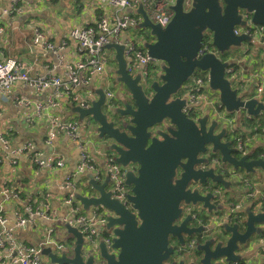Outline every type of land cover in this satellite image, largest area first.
<instances>
[{"label": "water", "instance_id": "water-1", "mask_svg": "<svg viewBox=\"0 0 264 264\" xmlns=\"http://www.w3.org/2000/svg\"><path fill=\"white\" fill-rule=\"evenodd\" d=\"M184 0H175L169 8L173 15L165 27L154 24L139 6L142 48L160 64V73L149 82L139 75L126 72L123 46L111 43L115 52V83L119 95L115 104L105 105V92L99 90L89 107H74L82 122L89 118L86 133L91 148L112 153L118 165L126 169L125 184L131 187L126 196L132 210L111 198L106 190L107 179L99 185L88 176L91 197L76 196L83 210L104 207L106 230L110 231L112 249L108 253L100 243L98 255L81 256L83 237L76 228L62 225L73 238L72 257L65 252L42 250V256L56 264H234L241 260L240 247L261 232L264 212L244 210V228L240 223H222L224 207L217 210L216 188L226 182L220 165L210 164L205 156L210 151L220 162L231 167V177L237 170L251 173L259 170L264 176V159L250 158L234 148L224 129H216V122H208V115L192 120L182 113L185 99L179 96L183 84L197 70L207 74L208 86L217 92L218 101L227 115L238 113L253 117L264 114V105L233 87L225 77V69L236 61H224L209 53L198 55L204 32L212 35L217 52L242 44H252L250 37L236 35L234 27L244 26V16L254 25L264 26V0H191L186 10ZM147 36L152 40H148ZM40 50L37 47L31 49ZM242 51V49L240 50ZM254 56L259 55L255 48ZM146 83L148 85L142 84ZM248 95H250L248 97ZM199 211V212H198ZM199 237L193 249L195 258L181 256L176 246H184L187 239Z\"/></svg>", "mask_w": 264, "mask_h": 264}, {"label": "crops", "instance_id": "crops-1", "mask_svg": "<svg viewBox=\"0 0 264 264\" xmlns=\"http://www.w3.org/2000/svg\"><path fill=\"white\" fill-rule=\"evenodd\" d=\"M9 7L10 0H0V62L11 57L17 59L32 74L47 75L51 73L61 77H63V64H71L78 59L75 44L67 39L68 31L73 27H89L99 17L111 18L113 14L112 8L106 3H102L101 0H21L18 4L21 14L6 16L3 14V10L9 9ZM127 12L141 20L136 11ZM35 29L42 31L45 39L53 46V50H41L32 44ZM139 31V24L129 27L121 34L120 39L122 41L132 39L141 46L140 38L137 39ZM32 46L37 47L40 52L37 49H31ZM244 48L249 51L259 48V53L262 51L257 43L246 44ZM241 54L242 51L237 54V57L224 55L221 58L231 62L236 61L231 65L242 76L245 92L250 94L254 90V83L257 80L255 76L259 79L260 74H254L253 64L250 61L241 60ZM104 56L107 59L105 73L100 76H87L89 86L76 91L80 99H95L96 92L110 89L108 84H111L113 78L115 83V52L105 48ZM236 87L239 89L238 83ZM23 100L28 101L29 105L21 104ZM48 100H53L57 106L49 107L40 116L41 112H37L34 106L38 103L46 105ZM74 107H79L77 102L70 101L63 95L55 98L51 88L37 91L22 82H16L6 95H0V137L6 147L13 149L31 144L32 154H36L40 160L54 159L61 160L63 163L60 168L38 167L32 163L31 153L18 155L12 160L14 161L12 163V161L4 160L6 150L0 142V215L5 218V226L12 230L14 238L19 243L42 247L43 242L47 239L53 241V234L57 227L64 225L63 218L67 217L69 213L64 203L68 194V189L64 187L67 177H72L75 183L74 197L75 195L92 196L84 192L87 188L91 189L88 186L87 174L75 175L79 154L76 144L62 134H57L51 143L46 142L48 117L57 115L64 120H71L77 124L82 123L78 115L72 112ZM28 117L31 119L30 123L27 121ZM245 126L247 123L243 120L239 121L236 117V123L232 129L238 134H245ZM81 136H84L82 130ZM261 145L258 144V146ZM88 151L91 157L96 160V153L92 151L91 147H88ZM256 154V151L253 152L250 158L256 159L257 157H253ZM97 159L96 163L100 166L101 159ZM4 188L9 191L7 199L2 193ZM14 193L16 194L15 198ZM230 194L231 197L228 199L231 202H237L243 197L244 189L240 187L239 191L231 190ZM247 208L245 205L242 211ZM29 210H36L41 215H34L31 217L30 223L18 226V217H27ZM224 212L223 215H227L228 209L226 208ZM240 214L242 213L239 212ZM43 216L49 217V219ZM245 216H243L244 219ZM230 225L233 224L230 223ZM49 230L51 233L53 232L50 233L51 235L48 234ZM255 239L247 246V250L240 254L242 256L240 261L247 259L243 264L246 262L247 264H264V253L262 252L264 229ZM62 252L61 250L57 254ZM72 255L67 256L72 257ZM249 259L252 261L249 262ZM0 264H11L6 257L5 249L1 248Z\"/></svg>", "mask_w": 264, "mask_h": 264}, {"label": "built area", "instance_id": "built-area-1", "mask_svg": "<svg viewBox=\"0 0 264 264\" xmlns=\"http://www.w3.org/2000/svg\"><path fill=\"white\" fill-rule=\"evenodd\" d=\"M20 1L21 0H10V7L9 9L3 10V14L6 16L21 14L18 7ZM101 2L106 3L112 8L113 14L111 18L99 17L93 25L89 27H73L68 31L67 39L75 44L78 59L71 64H63V77L51 73L47 75L32 74L30 70L25 69L26 67L17 59L8 57L0 62V95H6L16 82H22L37 91L51 88L54 91L55 98L65 95L70 101L77 102L80 108L86 109L89 107L90 100L80 99L76 91L82 87L89 86V79L87 76H100L105 73L107 59L104 56V51L107 45L111 43L123 46V56L126 60V72L131 75L139 73L143 80H147L149 77L148 65L152 63L153 60L145 52H142L139 49L141 47L132 39H125L123 41L120 39L123 32L128 30L129 27L137 26L140 21L139 18L136 19L128 14L127 11H136L137 8L141 6L154 24L156 23L161 27H165L172 18L173 13L169 7L174 5L175 0H101ZM183 6L188 10L191 6V0H184ZM244 18L246 22L249 23L244 26L234 27V33L236 35L243 34L250 37L253 43H257L262 51H264V26L254 25L250 22L249 17L244 16ZM32 44L38 46L41 50H53V46L48 43L42 31L39 29L34 30ZM262 51L259 53L260 56L263 54ZM209 53L217 55V51L212 45L211 35H206L204 36L198 55L202 56ZM248 55L249 50L244 48L242 50L241 60L245 61ZM224 61L228 62L229 60ZM225 77L229 81L232 80L237 82L241 92H245V87L242 83L243 78L232 65H229L225 69ZM255 78L257 80L254 83V90H252L253 94L251 97L258 103L264 105V71L260 74L259 79L256 76ZM206 86L209 89L207 76L205 79V77L193 73L182 88L181 98L185 99L182 113L186 117L195 120L203 116L202 114L204 111L209 110V102L204 95V88ZM104 92L107 100H110L112 94L109 91L104 90ZM21 104L28 106L29 102L23 100ZM215 104L218 109L222 108L218 100ZM56 106V102L48 100L46 105L38 103L34 107L37 112H41L40 116H42L49 107L54 108ZM192 115L197 116L192 118ZM258 116L259 115L253 117L246 114L240 117L237 113L238 120H243L247 123V126L244 127L245 134L242 136L237 135L234 146L242 155H252L253 152L256 151V157L264 159V146H250L255 134L264 136V114L258 120H254ZM27 121H29V123L31 122L30 117L27 118ZM47 121V143H51L57 134H62L76 144L79 154L78 162L75 167V175L87 174V178L89 174L93 175V180L97 183H101L107 179V186L111 193V197L125 204L127 200V187L125 185L126 170L118 165L112 156L100 152H98L97 158L101 159V165L98 166L96 163L98 159L96 158L95 160V158H92L88 151V147L82 143L80 127L77 123L64 120L57 115L48 117ZM228 122V124H230V120ZM233 125L234 124H231V128ZM0 142L4 145L6 150V152H4V160L12 161L15 157L23 153L32 154L33 147L31 144L9 149L6 147L1 137ZM31 161L38 167L60 168L63 166L61 160L47 159L43 161L40 160L36 154L31 155ZM12 163H14V161H12ZM212 163H216V161H212ZM210 164L211 163H208V166ZM240 182L241 187L244 189V195L238 202H230L227 204L228 214L222 216V223L229 224L233 221H235V223H237V221L240 223L241 216L239 212H242L245 205L254 213L264 212V188H259L248 179H241ZM64 187L68 189V194L64 203L69 213L67 217L63 218L62 223L76 228L83 237V243L87 242L97 250L99 244L103 243L108 253H114L112 249L113 236L111 233L106 232L107 216L100 212V207H92L87 212L83 211L81 204L74 197L75 183L72 177L69 176L65 179ZM8 192L6 188L2 190L5 199L8 197ZM219 193V191H216L215 194L218 195ZM13 196L15 198L16 194L14 193ZM28 213L29 215L27 217H18V226H24L30 223L31 217L34 215H41V213L36 210H29ZM43 217L49 219V217ZM5 222V218L0 215V248L5 249L6 257L11 264H56L49 262L47 258L41 254V251L50 245L57 250L65 252L62 245H57L50 239L44 241L42 247L19 243L14 238L12 230L5 226ZM103 230L106 232L105 235L102 234ZM50 233L51 230L48 231V234L51 235L53 233ZM193 245H196V240H191L188 243L186 246L187 251L190 250L189 248L192 249ZM178 252H181V248H178ZM262 252L264 253V245ZM83 254L84 252L81 246V256H84ZM84 257L87 258V256Z\"/></svg>", "mask_w": 264, "mask_h": 264}, {"label": "rangeland", "instance_id": "rangeland-1", "mask_svg": "<svg viewBox=\"0 0 264 264\" xmlns=\"http://www.w3.org/2000/svg\"><path fill=\"white\" fill-rule=\"evenodd\" d=\"M145 31H147L146 29H143ZM145 31H139L137 33V39L140 38L142 36H146V32ZM205 36L206 34L207 35H210L208 32H204ZM147 39L148 40H152L151 37L147 36ZM247 43H244L242 44V46L240 48L238 47H231L229 50L227 51H224V52H217V56L219 58H221L222 56L224 55H228L230 57H234V56H238L237 54H239L240 50L243 49V47H245ZM141 47V46H140ZM142 52H145V50H143V48H139ZM254 51L253 50H250L249 51V55L246 59V62L247 61H250V63L253 64V67H252V70L254 72V74H261L263 71H264V59H262L264 57V53L262 54V56L258 55V56H254ZM222 59V58H221ZM224 60V59H223ZM161 67L159 64H157L156 62H152L148 65V76L151 78V77H155L159 71H160ZM195 75H200V76H203L205 77L206 79V76L207 74L206 73H203L201 71H195L194 72ZM111 84H108V87L111 89V91L113 92L114 96L116 95V89L114 87V78L113 80H111ZM230 83L233 87H236L237 86V83L230 80ZM186 84V82L183 84L182 88L184 87V85ZM204 95L205 97H207L208 99V102H209V110H206L204 111V113L202 115H209L210 117L208 118V122L211 123V122H216L217 125H216V129H224L226 131V134L228 138H230L231 140L234 139H237V133L231 128V124H234L233 123V120H232V115H227L225 110L224 109H218L217 105L215 104V102H217L218 100V97H217V92L215 91H212L210 88L208 89V87L206 86L204 88ZM250 95H248L249 97ZM214 115V116H212ZM195 116L197 115H192L191 117L194 118ZM263 116L262 113L259 114V116L254 119V120H258L259 118H261ZM89 118H86L84 121H82V123L78 124L79 127H80V134H81V130H82V133L84 134V136L82 137V143L86 146V147H91L90 143H89V140H90V136L87 135L86 131L88 129V131L90 130L89 127H88V121ZM230 120V127L228 126V121ZM71 121V120H70ZM72 123H75L74 121H71ZM234 135H236V138L234 137ZM239 136H242V134H238ZM262 144L261 146H264V136L260 135V134H255L254 135V139L251 141L250 143V146L251 147H255L256 145L258 146V144ZM100 149H95L92 147V151L94 153H96L97 151H99ZM107 154H110L113 156L112 153H107ZM214 154H212L213 156ZM215 157H217V155H215ZM210 158V156L208 157ZM221 167H227L225 164L221 163L220 164ZM229 171H231V167H229ZM90 176V175H89ZM92 176V175H91ZM226 182L228 183V181L230 182L231 186L229 188V190L227 191L226 193V196L224 194H221L223 197L219 196L220 194L217 195V200L215 201L216 204H217V210L220 211L222 209L221 206L224 207V210L227 208V202H226V198H229L231 197V194H230V191L233 190V191H239L240 187H241V179H248L250 180L251 182H253L256 186H258L259 188H264V176L262 174V172H260L259 170H254L253 172L251 173H245L243 170H237V175L234 176V177H227V176H224ZM228 186V185H227ZM227 186L225 187H222L220 186L219 190L223 191V192H226L225 190L227 189ZM84 192H87L88 195H93L94 191L92 189H89L87 188L86 190H84ZM238 202V201H237ZM100 212L106 216L108 215H111V212L108 211L107 209H105L104 207H100ZM199 212V211H198ZM240 225L241 226V229L244 228V223H243V218H241L240 220ZM258 229L261 231H263L264 229V224H261V225H258ZM107 233H111L109 231H106ZM105 230H103V235L106 234ZM59 236V238H58ZM257 236V233H255L247 242L245 245H242L240 247V250L238 251V254L240 255L243 251H246L247 250V246L256 238ZM53 241L54 239H56V241H54L55 244L57 245H62L63 246V250L66 251V254L68 256H71L72 255V250H73V238L66 234V230L64 227H57L55 233L53 234ZM256 240V239H255ZM171 244H175V241L173 239L170 240ZM48 248H50L54 253H59L61 250H57L56 248H54L53 246H48ZM82 250L84 252V256H95L97 257L98 255V250L95 248V247H92L89 243L85 242L82 244ZM42 253V251H41ZM181 256H185L186 259H189V260H193L195 258V252L194 250L193 251H187L185 250L184 252L180 253ZM83 258H86L84 257ZM241 256V255H240ZM242 257V256H241ZM247 260V259H244V261ZM244 261H241L240 263L242 264ZM249 262L252 261V259H249L248 260ZM220 264H222V261L220 262ZM247 264V262H246Z\"/></svg>", "mask_w": 264, "mask_h": 264}, {"label": "flooded vegetation", "instance_id": "flooded-vegetation-1", "mask_svg": "<svg viewBox=\"0 0 264 264\" xmlns=\"http://www.w3.org/2000/svg\"><path fill=\"white\" fill-rule=\"evenodd\" d=\"M207 35V34H206ZM158 76V74L155 76V77H151V78H156ZM237 88V87H236ZM115 89H116V95L114 96V94H113V92L111 91V89H105V91H109L111 94H112V98L110 99V100H107V98H106V96H105V105L106 106H109V105H113L114 106V104H115V97H117L118 95H119V89H118V87H115ZM181 95H182V89L180 90V92H179V96L181 97ZM209 116V115H208ZM202 117V116H201ZM210 117V116H209ZM200 118V117H199ZM220 129V128H219ZM219 129L217 130V131H219ZM234 137L236 138V135H234ZM229 141H232V144L234 145L235 144V142H236V139H234L233 138V140H231V139H229ZM234 148H235V146H234ZM212 154H214V153H212V152H210V151H207L206 153H205V156L207 157V160L209 161V163H211V164H215V165H220L221 164V162H220V157L219 156H217V157H215V155L216 154H214L213 156H212ZM210 156V158H208ZM255 158H256V156H254ZM212 161H216V163H212ZM221 167V166H220ZM123 168V167H122ZM124 170H126L125 168H123ZM221 170H226V172H224V173H222V176L224 177V176H227V177H229V176H231V173H230V171H229V168H227V167H221L220 168ZM235 174L237 175V171L235 172ZM126 185V184H125ZM126 187H127V195L130 193V191H131V187L130 186H127L126 185ZM215 190H218L220 193V195L219 196H221V197H223L221 194H224L225 196H226V193L227 192H223V191H221V190H219V189H215ZM228 198H226V201H227V204L228 203H230L231 201L228 199ZM124 206L125 207H127L131 212H134L133 210H132V208H131V206H130V204H129V202L126 200V203L124 204ZM242 214H240V216H241V218H243L244 219V211H242L241 212ZM246 219V218H245ZM245 219L243 220V221H245ZM241 231H242V229H241ZM191 240H196V244H197V242H198V240H199V237H195V238H190V239H187V241H186V243L184 244V246H179V245H177V246H175V250H178V248H181V253L182 252H184L185 250H187V248H186V246L188 245V243L191 241ZM171 243V242H170ZM172 245V244H171ZM196 246V245H195ZM194 245H193V247H192V249L191 248H189L190 250L189 251H193V248L195 247Z\"/></svg>", "mask_w": 264, "mask_h": 264}, {"label": "bare ground", "instance_id": "bare-ground-1", "mask_svg": "<svg viewBox=\"0 0 264 264\" xmlns=\"http://www.w3.org/2000/svg\"><path fill=\"white\" fill-rule=\"evenodd\" d=\"M141 22V20L139 21V23ZM138 23V24H139ZM210 35H211V33L210 32H208ZM204 36H205V34H203V39H204ZM211 37H212V35H211ZM202 43H203V40H202ZM202 45V44H201ZM153 62H155L154 60H153ZM157 64H158V62H156ZM160 65V64H159ZM159 73H160V71H159ZM158 73V74H159ZM135 75H139L140 76V78H142V76L139 74V73H134L132 76H135ZM149 79H150V77H148L147 78V83L149 82ZM187 82V81H186ZM145 85H148V84H146L145 83ZM63 96H65V95H63ZM68 100H70L69 98H67ZM221 109H224L223 107L221 108ZM232 120H233V123L235 124L236 123V117H237V113H233L232 114ZM240 123V122H239ZM228 126L230 127V125L228 124ZM98 152H100V151H97L96 152V156H97V154H98ZM101 153V152H100ZM107 154V153H106ZM107 155H110V154H107ZM110 156H112V155H110ZM218 156V155H217ZM113 158H114V160H115V157L114 156H112ZM116 162V161H115ZM90 175V174H89ZM92 177H93V175H92ZM96 182V181H95ZM104 182V181H103ZM103 182H101V183H98L99 185H101ZM107 188H106V190L108 191V192H110L109 191V188H108V186H106ZM112 198V197H111ZM224 214V213H223ZM222 216H224V215H222ZM230 223H232V224H235V222H230ZM229 223V224H230Z\"/></svg>", "mask_w": 264, "mask_h": 264}, {"label": "trees", "instance_id": "trees-1", "mask_svg": "<svg viewBox=\"0 0 264 264\" xmlns=\"http://www.w3.org/2000/svg\"><path fill=\"white\" fill-rule=\"evenodd\" d=\"M237 135H238V133H237ZM253 157H254V155H253ZM99 166V165H98ZM174 245V247L176 246V244H173ZM241 261H238V262H236V263H234V264H241L240 263ZM243 264V263H242Z\"/></svg>", "mask_w": 264, "mask_h": 264}, {"label": "clouds", "instance_id": "clouds-1", "mask_svg": "<svg viewBox=\"0 0 264 264\" xmlns=\"http://www.w3.org/2000/svg\"><path fill=\"white\" fill-rule=\"evenodd\" d=\"M110 232V231H109Z\"/></svg>", "mask_w": 264, "mask_h": 264}]
</instances>
